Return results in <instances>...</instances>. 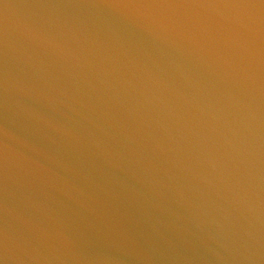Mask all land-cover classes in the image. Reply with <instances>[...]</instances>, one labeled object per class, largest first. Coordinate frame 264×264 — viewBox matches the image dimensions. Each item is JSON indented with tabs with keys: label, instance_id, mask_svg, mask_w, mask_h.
<instances>
[{
	"label": "water",
	"instance_id": "1",
	"mask_svg": "<svg viewBox=\"0 0 264 264\" xmlns=\"http://www.w3.org/2000/svg\"><path fill=\"white\" fill-rule=\"evenodd\" d=\"M0 264H264V0H0Z\"/></svg>",
	"mask_w": 264,
	"mask_h": 264
}]
</instances>
